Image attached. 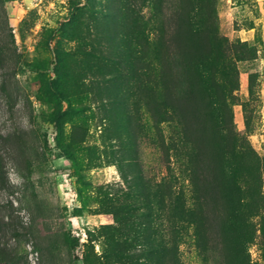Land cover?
<instances>
[{"label":"rangeland","instance_id":"374dc122","mask_svg":"<svg viewBox=\"0 0 264 264\" xmlns=\"http://www.w3.org/2000/svg\"><path fill=\"white\" fill-rule=\"evenodd\" d=\"M0 264H264V0H0Z\"/></svg>","mask_w":264,"mask_h":264}]
</instances>
